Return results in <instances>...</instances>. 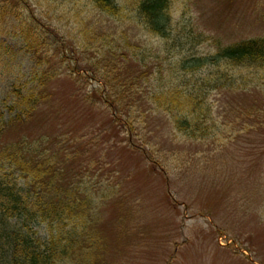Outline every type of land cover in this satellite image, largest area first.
I'll return each instance as SVG.
<instances>
[{"label": "rangeland", "instance_id": "374dc122", "mask_svg": "<svg viewBox=\"0 0 264 264\" xmlns=\"http://www.w3.org/2000/svg\"><path fill=\"white\" fill-rule=\"evenodd\" d=\"M6 1L11 6L25 2ZM29 1L32 5L24 4L30 9L24 15L34 16L36 24L42 11L46 32L40 34L49 37L51 52L59 50L53 40L65 37L47 26L53 24L48 17L57 9L71 10L70 16L77 8L83 13L85 1ZM190 3L191 11L184 13L208 38L195 47L198 52L210 53L219 43L264 35V0ZM70 22L55 26L68 24L74 30ZM15 26H10L11 34L0 35V108L12 84L21 85L31 77L34 63L22 38L15 36L19 33L13 31ZM134 32L151 54L150 65L157 55L166 70L177 61L179 43L173 51L167 47L162 52L161 40L138 29ZM54 56L52 71L58 75L45 89L49 101L26 122L12 125L5 139L48 138L42 148L57 154L69 180L86 184L102 205L105 264H264V70L256 76V87L214 91L210 99L216 102L219 125L211 135L195 139L176 129L172 115L156 110L143 91L137 92L142 97L136 95L135 109L133 102L113 95L115 106L105 98L103 81L90 80L84 70H77V62ZM129 67L135 74L142 70L136 61ZM123 71L121 66L119 72ZM168 75L161 82L167 83ZM160 80L149 72L140 83L153 92ZM104 196L108 198H100ZM36 232L43 238L47 235L45 227H37Z\"/></svg>", "mask_w": 264, "mask_h": 264}, {"label": "trees", "instance_id": "16d2710c", "mask_svg": "<svg viewBox=\"0 0 264 264\" xmlns=\"http://www.w3.org/2000/svg\"><path fill=\"white\" fill-rule=\"evenodd\" d=\"M24 1L21 6L0 1V35L11 34L10 26L15 24L13 31H19L15 36L22 38L27 56L34 61L31 77L21 85L14 82L0 108V264H105L101 260L105 244L102 205L86 184L83 187L81 182L69 180L57 154L48 147L42 148L48 138L5 139L12 125L26 122L49 101L50 93L45 89L49 80L58 75L52 71L54 55L63 62L80 64L77 70H84L90 80L103 81L104 95L110 104L117 106L116 95L117 100L133 102L135 109L136 95L142 97L137 92L143 91L156 110L172 115L176 129L190 138L201 139L219 125L216 102L210 99L214 91L258 86L256 76L264 70V35L219 43L213 52L201 53L195 47L208 38L196 30L193 18L184 13V9L191 11V0H83V13L79 8L72 16L71 10H54L56 15L51 12L57 21L50 16L54 25L47 26L65 37L63 41L53 40L59 50L51 52L52 46L46 41L49 37L40 34L46 32L44 13L39 10L37 14L43 23L34 24V16L24 15L32 4ZM70 20L76 26L74 30L68 24L65 28L55 26ZM180 28L182 32H178ZM137 29L161 40L162 52L167 47L173 51L179 43L177 61H171L166 70L157 55L150 65L151 54L142 37L134 32ZM67 37L72 41L71 49ZM135 61L142 67L136 74L129 67ZM149 72L158 75L159 80L169 74V81L164 84L160 80L159 86L148 92L140 82ZM94 89V93L99 90ZM37 227H45L46 237L38 236Z\"/></svg>", "mask_w": 264, "mask_h": 264}]
</instances>
